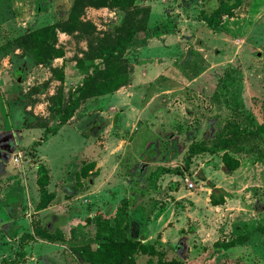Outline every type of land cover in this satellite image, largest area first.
<instances>
[{
	"label": "rangeland",
	"instance_id": "1",
	"mask_svg": "<svg viewBox=\"0 0 264 264\" xmlns=\"http://www.w3.org/2000/svg\"><path fill=\"white\" fill-rule=\"evenodd\" d=\"M75 1L0 0V264H91L80 246L131 239L153 248L133 264H264V0H242L217 28L204 16L223 0H139L148 28L167 33L136 36L145 44L125 52L130 84L59 125L104 66L92 28H58L63 55L44 64L12 43L65 27ZM123 16L88 5L79 20L103 38ZM225 154L240 167L225 172ZM40 173L53 196L44 210ZM36 226L56 240L26 237Z\"/></svg>",
	"mask_w": 264,
	"mask_h": 264
},
{
	"label": "trees",
	"instance_id": "2",
	"mask_svg": "<svg viewBox=\"0 0 264 264\" xmlns=\"http://www.w3.org/2000/svg\"><path fill=\"white\" fill-rule=\"evenodd\" d=\"M233 1V2H230ZM242 0H223L220 7L210 16H204V21L212 28H217L226 16H232L234 9L241 4ZM95 6L98 8L119 9L124 12L123 19L119 21L113 28L112 34L103 33L105 36L100 38V33L93 29L90 24L86 25L79 20V15L85 6ZM151 9L140 5L139 0H76L72 9L70 21L63 27L61 24L49 25L40 28L28 35H24L14 41V47L23 48L25 50L34 51L36 62L44 64L51 61L53 58L62 57L63 52L56 48V30L60 28L63 31L74 33L83 31L85 28L91 27L89 30V47L92 52L93 59H102L101 65L94 68L92 75L88 76L83 84L77 89V97L73 100V107L68 110L67 116L60 117L59 125L66 124L72 117L73 113L80 104L87 99L99 97L114 93L119 89L128 86L131 82L132 70H129V63L125 59L126 50L136 42L145 44V40L135 38L140 34L145 33L146 38L155 37L158 34H166V30L162 26H158L151 30L148 28ZM98 34V35H96ZM117 34L115 38H113ZM11 45V44H10ZM12 45V46H13ZM226 140H223V143ZM220 145L213 147L203 146L202 150H193V154H198L203 151L217 153ZM225 172L229 173L240 167V161L232 156L225 154L224 156ZM169 172L163 168L158 170L153 176L152 185H155L157 178L164 173ZM180 173V172H178ZM41 174V173H40ZM48 175L41 174L38 183L41 188V199L38 209H46L53 199V196L47 191ZM226 192L212 186L211 202L214 206L222 205L225 202ZM95 222L100 223L107 219L102 214L93 217ZM32 240L45 238L49 241H54L56 238L49 234L46 230L36 226L35 232L32 235L26 236ZM153 249L151 246L142 244L134 240H109L97 246L89 244L80 246L78 251L84 257L85 261L91 264H133L135 253L138 250Z\"/></svg>",
	"mask_w": 264,
	"mask_h": 264
},
{
	"label": "built area",
	"instance_id": "3",
	"mask_svg": "<svg viewBox=\"0 0 264 264\" xmlns=\"http://www.w3.org/2000/svg\"><path fill=\"white\" fill-rule=\"evenodd\" d=\"M186 184H187V186H188L189 188H192V187H193V183L190 182L189 179H186Z\"/></svg>",
	"mask_w": 264,
	"mask_h": 264
}]
</instances>
